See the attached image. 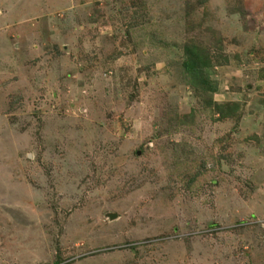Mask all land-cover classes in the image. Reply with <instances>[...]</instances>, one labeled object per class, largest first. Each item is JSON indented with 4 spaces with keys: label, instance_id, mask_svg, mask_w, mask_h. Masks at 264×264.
<instances>
[{
    "label": "rangeland",
    "instance_id": "1",
    "mask_svg": "<svg viewBox=\"0 0 264 264\" xmlns=\"http://www.w3.org/2000/svg\"><path fill=\"white\" fill-rule=\"evenodd\" d=\"M0 264H264V0H0Z\"/></svg>",
    "mask_w": 264,
    "mask_h": 264
},
{
    "label": "trees",
    "instance_id": "2",
    "mask_svg": "<svg viewBox=\"0 0 264 264\" xmlns=\"http://www.w3.org/2000/svg\"><path fill=\"white\" fill-rule=\"evenodd\" d=\"M187 53H188L189 59L187 61H185L184 66H185L186 70L189 72V74L193 78H195L197 76L198 72L202 71L203 68L209 64V59H208V57H206V55L204 53L200 54V52L198 50H195V49L194 50L188 49ZM233 109H234V107H233ZM217 110L220 114L226 116L222 111L223 110L222 106H217Z\"/></svg>",
    "mask_w": 264,
    "mask_h": 264
},
{
    "label": "water",
    "instance_id": "3",
    "mask_svg": "<svg viewBox=\"0 0 264 264\" xmlns=\"http://www.w3.org/2000/svg\"><path fill=\"white\" fill-rule=\"evenodd\" d=\"M140 153L141 152H139V154ZM107 216L109 217L110 220H115L118 218V215L116 213H109Z\"/></svg>",
    "mask_w": 264,
    "mask_h": 264
}]
</instances>
